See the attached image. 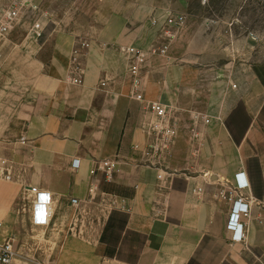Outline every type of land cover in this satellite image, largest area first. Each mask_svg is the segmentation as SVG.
<instances>
[{
	"label": "crops",
	"instance_id": "1",
	"mask_svg": "<svg viewBox=\"0 0 264 264\" xmlns=\"http://www.w3.org/2000/svg\"><path fill=\"white\" fill-rule=\"evenodd\" d=\"M117 8L125 20L113 26L122 31L127 21L140 17L132 13L139 8L130 3ZM149 20L134 30L140 44L161 34L153 18ZM82 41L89 44V51L81 48L77 63L73 62V49ZM89 41L61 37L47 64L39 58L28 62L33 100L24 105L29 111L18 113L23 129L18 141L6 146L8 157H3L11 178H0V222L10 218L21 193L32 200L31 188L38 187L53 199L51 222L36 227L56 229L60 235L54 264H264V81L260 74L252 70L233 83L232 90L228 86L218 90L221 98L213 99L206 109L199 110L189 101V114L176 115V146L157 151L151 147L155 118L132 97L130 82L123 80L129 76L126 55L92 49ZM76 65L82 69L76 74L82 83L72 81ZM194 70L200 71L189 68V74ZM154 80L143 88V95L168 104L161 94L171 92V86ZM182 139L189 144L184 151L178 150ZM112 159L118 161L113 183L130 188V195L103 190L102 171L91 174V169H101ZM239 172L249 183L237 191L249 203V215L242 219L246 238L237 242L226 225ZM98 191L106 195L105 207L90 225L77 223L78 217L67 222L65 216L56 215L62 207H79L92 200ZM72 198L78 199L77 205ZM113 210L127 214L117 250L129 246L127 237L141 238L136 240L135 262L101 252V232Z\"/></svg>",
	"mask_w": 264,
	"mask_h": 264
},
{
	"label": "rangeland",
	"instance_id": "2",
	"mask_svg": "<svg viewBox=\"0 0 264 264\" xmlns=\"http://www.w3.org/2000/svg\"><path fill=\"white\" fill-rule=\"evenodd\" d=\"M30 2L37 7L32 9ZM121 3H130L140 10L132 12L140 17L127 21L125 27L129 29L124 27L123 31L113 26V22L125 20L123 12L116 9ZM14 8H18L19 13L11 20L9 14ZM168 10L184 14L186 21L180 29H170L176 37L173 36L175 40L163 55L153 54L149 49L157 44L160 34L156 40L141 42L146 53L143 88L154 79L171 86V92L161 95L170 104V118L174 123L179 113L189 114V101L199 110L206 109L213 99L221 98L218 90L226 86L232 90V84L243 80L252 70L264 81V0H0V156L8 157L6 146L18 141L23 129L18 113L29 111L24 105L33 100L28 89L33 77L28 70L31 59L39 58L47 64L56 41L66 36L91 40L92 49L98 51L112 49L126 55L127 47L140 44L139 36L134 34L138 24L151 18L163 22ZM36 20L43 28L41 37L31 31ZM3 24H8L6 30L1 29ZM126 61L128 69L129 61ZM189 68L200 71L189 74ZM129 78L123 79L126 84H131ZM175 126L177 128L176 123ZM177 136L165 152L176 146ZM187 144L182 139L178 150L184 151ZM116 188L121 190L119 185L103 177V190ZM105 196L98 191L92 200L79 207H62L56 215L65 216L67 222L78 217L77 223L90 225L91 219L103 215ZM31 205L30 197L21 193L11 208L10 218L3 220L0 243L4 237L13 238L16 256L11 264H54L60 235L56 229L42 231L32 224ZM118 221L117 229L120 219ZM90 229L93 231L95 226L92 224ZM136 237H127L129 246H121L117 254L134 257L139 251ZM119 238L112 248L117 247ZM106 248L102 243L101 252L106 253Z\"/></svg>",
	"mask_w": 264,
	"mask_h": 264
},
{
	"label": "built area",
	"instance_id": "3",
	"mask_svg": "<svg viewBox=\"0 0 264 264\" xmlns=\"http://www.w3.org/2000/svg\"><path fill=\"white\" fill-rule=\"evenodd\" d=\"M25 3V2H24ZM29 6L34 9L36 4L29 3ZM19 13L18 8H14L9 16L11 20H14ZM186 21L184 14L168 10L164 14L163 22L159 19L153 20V25L158 26L161 31L160 38L157 39V44L151 46L149 49L153 54L163 55L167 52L171 39L174 36V32L170 29H180ZM8 24H3L1 29L6 30ZM162 29V30H161ZM31 31L37 37L43 35V28L39 20H36L31 25ZM89 44L82 41L77 47L73 49V62L77 63V57L80 54L81 48L87 47ZM145 48L141 44L130 45L126 48V57L129 61V77L132 87V97L143 102L146 108L152 113L155 118V122L152 125V135L155 142L151 145L154 150H168L174 138L177 136V128L175 124H172L170 118V106L161 101L147 100L143 95V80H144V68H145ZM82 69L76 65L75 70L72 72V81L75 83H82L81 75H76ZM105 85V82H102ZM235 87V85H233ZM209 119H206V122ZM24 142V138L22 139ZM7 159L0 156V178L9 180L11 178L9 170L5 167ZM102 171L104 180L113 181L114 175L118 170V161L109 160L105 162V165L101 169H91V174L97 175L98 171ZM236 185L235 191H242L249 187L247 177L244 172H239L235 176ZM33 192L32 205L30 210V220L33 225L44 226L51 222L54 213L53 199L50 192L42 190L38 187H32ZM234 197V198H233ZM232 197V207L227 222V229L231 232V238L233 241H243L246 238V233L243 230L244 223L243 217L249 215V203L245 201V197L238 193ZM71 203L73 205L78 204L77 198H72ZM4 232L3 223L0 222V235ZM16 256V250L13 243V238L4 237L0 243V264H10Z\"/></svg>",
	"mask_w": 264,
	"mask_h": 264
},
{
	"label": "trees",
	"instance_id": "4",
	"mask_svg": "<svg viewBox=\"0 0 264 264\" xmlns=\"http://www.w3.org/2000/svg\"><path fill=\"white\" fill-rule=\"evenodd\" d=\"M240 115H243V114H240ZM239 124H241L240 116H239ZM227 127L233 133L230 122L227 123ZM233 139H235V142L239 141V138L234 136V133H233ZM121 190L116 188V189L105 190V191L115 192V193L120 194V195H130L131 194V191H127L126 189H124L122 187H121ZM118 219H120V227L117 229V223L119 222ZM126 220H127V214L126 213L118 211V210H113L111 212L109 218H108V221L106 222L104 229H103L100 241L107 245L106 253L104 252L105 256L112 257V258L117 257L119 259L123 258V259H126L127 261L135 262L139 256V251L134 257H131V258L122 257V256L117 254V249L112 248V246H111L113 244V242L117 241L116 239L120 237V234L122 237V232L125 229ZM134 236H137L136 240H139V242L141 241V238L139 237V235L134 234ZM119 239L121 240V238H119Z\"/></svg>",
	"mask_w": 264,
	"mask_h": 264
}]
</instances>
